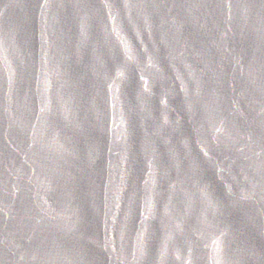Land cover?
<instances>
[{"label":"water","instance_id":"1","mask_svg":"<svg viewBox=\"0 0 264 264\" xmlns=\"http://www.w3.org/2000/svg\"><path fill=\"white\" fill-rule=\"evenodd\" d=\"M0 264H264V0H0Z\"/></svg>","mask_w":264,"mask_h":264}]
</instances>
